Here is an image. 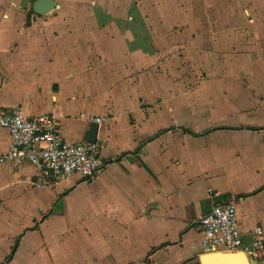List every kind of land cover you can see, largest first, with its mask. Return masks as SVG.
<instances>
[{
    "label": "crops",
    "instance_id": "1",
    "mask_svg": "<svg viewBox=\"0 0 264 264\" xmlns=\"http://www.w3.org/2000/svg\"><path fill=\"white\" fill-rule=\"evenodd\" d=\"M33 1L0 0V106L53 115L71 144L97 123L102 170L1 163L0 264H203L217 203L264 245V0Z\"/></svg>",
    "mask_w": 264,
    "mask_h": 264
},
{
    "label": "built area",
    "instance_id": "2",
    "mask_svg": "<svg viewBox=\"0 0 264 264\" xmlns=\"http://www.w3.org/2000/svg\"><path fill=\"white\" fill-rule=\"evenodd\" d=\"M10 5L14 6V3L10 2ZM80 117L100 122V118L93 119L84 113H80ZM0 127L6 129L9 135L7 151L0 154V164L26 161L34 165L42 178L49 182L74 174L94 181L101 174V145L96 142H65L53 115L41 114L28 119L19 107L4 109L0 106ZM196 223L200 226L203 252L242 251L252 258L262 257L264 253L261 227L254 229L249 244H243L232 203L215 204L207 213L199 215Z\"/></svg>",
    "mask_w": 264,
    "mask_h": 264
},
{
    "label": "water",
    "instance_id": "3",
    "mask_svg": "<svg viewBox=\"0 0 264 264\" xmlns=\"http://www.w3.org/2000/svg\"><path fill=\"white\" fill-rule=\"evenodd\" d=\"M57 5L55 0H34L32 3V12L35 15H46ZM97 123L91 122L89 125L88 142H94L96 139ZM203 264H207L209 259L217 260L215 264H250L248 256L242 251H212L205 253L198 258Z\"/></svg>",
    "mask_w": 264,
    "mask_h": 264
}]
</instances>
